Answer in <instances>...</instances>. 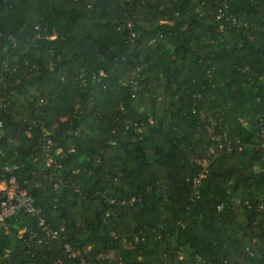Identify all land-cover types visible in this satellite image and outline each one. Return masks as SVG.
<instances>
[{
  "label": "trees",
  "instance_id": "trees-1",
  "mask_svg": "<svg viewBox=\"0 0 264 264\" xmlns=\"http://www.w3.org/2000/svg\"><path fill=\"white\" fill-rule=\"evenodd\" d=\"M221 1L0 0V97L9 101L8 110H0L1 161L18 164V181L31 190L35 206L55 228L66 226L67 240L88 252L91 264H264V246L253 242L264 240L262 150L218 157L201 199L191 202L189 196L192 164L206 142L197 112L223 107L233 139L250 134L239 116L250 123L264 116V82L257 88L249 83L264 74V0H233V12L247 25L221 34L216 46ZM208 59L218 78L206 76ZM140 64L144 80L164 84V93L159 85L133 97L121 86ZM99 70L109 74L106 91L92 83ZM81 73L84 85L77 79ZM198 92L201 100L194 97ZM127 120L144 122L142 140L131 141ZM43 123L65 152L63 137L81 131L74 138L77 150L59 157L62 169L51 178L43 163ZM140 194L142 203L133 205L106 200ZM35 225L34 216L22 214L9 233L0 230L1 264L34 258L76 264L58 241L49 248L26 245ZM133 233L145 240L126 244L123 236ZM6 249L11 252L4 258ZM96 253L105 257L96 259Z\"/></svg>",
  "mask_w": 264,
  "mask_h": 264
},
{
  "label": "built area",
  "instance_id": "built-area-1",
  "mask_svg": "<svg viewBox=\"0 0 264 264\" xmlns=\"http://www.w3.org/2000/svg\"><path fill=\"white\" fill-rule=\"evenodd\" d=\"M233 0H222L221 10L216 15V20L218 21L217 32L219 38L212 40V42L217 46L223 41L222 35L226 31H231L233 29H240L247 24L239 20L237 15L233 12L231 3ZM162 9V7L160 8ZM167 23H171L167 20ZM128 29H130V40L133 41L136 37V33L133 28L134 25L131 21L127 23ZM187 27L185 24L184 29ZM56 34L50 36V39H54ZM9 40L13 47H17L18 41L15 37L9 36ZM155 41V40H154ZM207 66L205 67V74L211 80L213 78H218L215 72V66L211 63V59L206 61ZM144 65L136 66L135 77L129 78L127 80L121 81V86L129 88L130 93L133 97H137L141 91L146 87H161V93H164V84L158 83H148L143 75ZM14 70L16 68H13ZM4 71L7 73L9 71V65L6 62L4 66ZM245 72L249 71V68L244 69ZM109 74L104 70H99L92 74V83L97 90L107 89V78ZM77 79L81 84L86 83V77L84 73L77 76ZM264 82V74L260 75L258 79H250L249 83L252 87L257 88L260 84ZM157 93L155 96L157 97ZM194 97L201 100L203 98V93L198 92L194 94ZM160 98V96H159ZM9 104L8 99L5 96L0 97V110L7 111ZM196 112V109H194ZM199 120V129L202 130L206 142L204 144V152L202 155L197 157L192 166L196 169L194 175L189 179V196L191 202H197L201 199L202 186L207 178L210 168L213 162L220 156L231 155L236 152L244 151L246 149L250 151L262 150L264 153V116L257 117L253 123H250L249 119L243 116L238 117V121L241 125L250 131L248 137H237L233 139L231 136L228 126H227V113L223 107H217L210 110H199L197 112ZM41 118L33 120L31 123L35 124L40 122ZM151 123H153L152 117H150ZM144 122H133L127 120L124 125V130L128 132L133 130V136L130 138L132 142L142 140L145 136ZM81 131L79 128L76 130H70L67 132V136H64L67 150L65 152L63 146L57 145L56 141L52 137V132L49 128L45 127L43 123L41 129L42 138V152H43V163L46 167L51 169L49 171V177H54L56 170L60 171L62 169V164L59 161V157L67 156L68 154L74 153L77 150L74 138L79 137ZM4 136V131L2 129V123L0 122V137ZM116 141H112L114 144ZM4 156L3 148L0 144V230L9 233L11 230L12 222L14 220L18 221L22 214H28L36 218V225L30 231L29 236L26 238L25 243L31 246L32 241L36 242L38 245H45L50 247L52 241H58L61 243V248L64 257L76 261V264H91L89 253L83 251V249L74 246L70 241L67 240L66 226L63 224L58 228H55L52 223L47 220L46 214L41 208L35 206L34 198L31 190L25 186V183L18 181L16 171L19 166L16 163L2 162L1 157ZM257 166V165H256ZM255 166V167H256ZM259 166V165H258ZM55 188H58V183L54 184ZM73 189L76 192H81L80 187L76 184H72ZM146 190V192H148ZM107 202L110 204H116L121 206L133 205L135 203H142L143 195H131L120 200L113 196H108L106 198ZM245 204L250 205L248 200L244 201ZM263 203H259V207H262ZM219 211L224 209V203L217 206ZM180 225L184 227V223L180 222ZM26 231L25 228L19 230V236ZM120 235L116 234L115 239L119 238ZM160 237V235H158ZM145 240L144 235L138 233H133L130 236L124 235L123 241L128 245L138 244ZM253 242L257 248L264 246V240L259 238H254ZM247 254L252 258L255 257V251L252 248H247ZM10 249L5 250L4 258L8 257L10 254ZM33 256L35 253H32ZM180 258L182 257V251L178 252ZM96 259H101L105 257L104 253H96ZM196 258L202 262L203 258L197 255ZM1 264V260H0ZM28 264H41L35 258ZM51 264H63V259L59 258L54 260ZM202 264V263H199Z\"/></svg>",
  "mask_w": 264,
  "mask_h": 264
},
{
  "label": "rangeland",
  "instance_id": "rangeland-1",
  "mask_svg": "<svg viewBox=\"0 0 264 264\" xmlns=\"http://www.w3.org/2000/svg\"><path fill=\"white\" fill-rule=\"evenodd\" d=\"M255 170L259 171V170H260V166L257 165V166L255 167Z\"/></svg>",
  "mask_w": 264,
  "mask_h": 264
}]
</instances>
